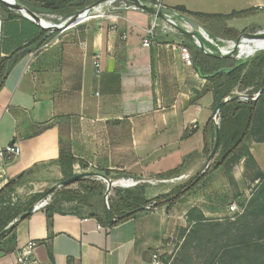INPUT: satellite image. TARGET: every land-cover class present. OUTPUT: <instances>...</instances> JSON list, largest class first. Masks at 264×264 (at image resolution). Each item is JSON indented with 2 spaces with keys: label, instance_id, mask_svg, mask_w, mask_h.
Masks as SVG:
<instances>
[{
  "label": "crops",
  "instance_id": "obj_1",
  "mask_svg": "<svg viewBox=\"0 0 264 264\" xmlns=\"http://www.w3.org/2000/svg\"><path fill=\"white\" fill-rule=\"evenodd\" d=\"M66 1L14 0L53 24L78 11L50 12L44 7ZM165 1L163 7L191 19L212 40H223L224 27L239 36L247 33L240 34L230 24L264 15V0H216L213 7L203 10L187 6L188 0H171V5ZM113 3L93 8L96 11L86 19L58 31L41 48L16 54L24 55L12 65L0 88V149L15 144L21 154L0 163V190L21 177L16 189L34 185L39 202L64 180L58 165L61 151L76 160L73 175L108 173L110 180L120 179L114 183L116 187L125 183L120 186L124 189L145 186L148 177L161 180L153 189L146 187L148 200L187 183L202 169L206 149L215 137L214 109L211 94L201 95L205 80L184 62L182 49L189 56L193 51L185 43L189 39L159 30L148 36L153 18L146 13H131L125 17L129 21L117 23L108 14L114 11ZM6 9L33 24L0 1V43ZM245 11L251 13L226 20L188 14L227 17ZM159 26L172 29L164 22ZM12 27L26 32L22 25ZM182 27L191 31L189 25ZM255 27L250 34L260 32ZM144 40L149 41L148 47L143 46ZM231 44L223 40L220 47ZM249 45L250 56L264 48V44ZM199 50L204 52V48ZM179 167L178 176L170 175ZM33 173L41 174L39 181L34 182ZM259 174H264V144L252 142L250 156L240 160L229 176L222 169L214 171L169 210L157 207L108 227L59 207L47 222V205L34 210L3 238L0 251L7 254L0 255V264H14V251L31 240L37 244L34 255L40 264H161L160 257L176 252L178 233L187 228V214L192 209L206 219L233 220L225 203L236 204L237 195L249 181L259 184Z\"/></svg>",
  "mask_w": 264,
  "mask_h": 264
},
{
  "label": "trees",
  "instance_id": "obj_2",
  "mask_svg": "<svg viewBox=\"0 0 264 264\" xmlns=\"http://www.w3.org/2000/svg\"><path fill=\"white\" fill-rule=\"evenodd\" d=\"M97 1L99 0H69L56 6L44 7V9L50 12H58L65 8L81 11ZM178 10L181 13L185 12L182 7L178 8ZM250 13L251 11L232 13L227 17L205 16L194 13L188 14L193 18L226 20L241 18ZM2 18L0 88L12 65L24 55H16L21 49L30 46L31 50L26 51L25 54L32 52L34 49L41 48L57 34L55 32L45 42H41L46 33L44 29L34 26L21 16L12 15L7 9ZM13 24L16 26H24L26 32L23 34L20 33L12 27ZM238 37L239 34L233 29L223 28V40L235 41ZM199 38L201 40V37ZM14 55H16L15 58L11 60ZM190 59L193 71L199 78L206 82L201 95L211 94L212 108L214 109L216 105L226 98H229V101L219 111V147L217 156L211 162L200 180H197L200 175L198 173L187 183L179 185L169 193L157 196L152 200L145 198V186L135 187L131 191L128 189L125 191V197L116 195V198L118 197L116 200H119L120 207H124V210L118 211L111 206L110 212L114 218L119 219V217L127 212L153 203L155 207H165L166 210H169L183 195L194 190L206 176L214 171L222 169L229 176L233 167L240 160L250 156V145L252 142L264 144V92L256 101L245 103L238 101L233 95L236 87L244 89L257 87L254 85V81L257 82L261 75L264 76V52H255L252 58L248 59V61L231 73L217 75H214V73L222 68L233 67L237 60L234 58H219L217 55H209L200 51L197 47H195L194 52L192 51ZM8 62H10L9 67L7 66ZM260 90L258 88L257 91L259 92ZM213 142L209 149H206L207 156L213 147ZM74 164H76V160L68 152H60L58 165L62 170L64 179L73 176L72 166ZM81 166H83L82 163ZM181 168L179 167L170 175L178 176ZM104 175L106 177L109 176L108 173H104ZM259 179V184L254 189L253 194L246 200V204L241 207L243 208L242 213L236 215L233 220L228 218L222 221L206 219L199 210L192 209L187 214V228L181 229L178 233L176 252L172 255H164L161 259V264H264V176ZM20 181L21 177L11 180L0 190V204H4L6 200L9 201V196L15 192ZM77 184L89 188L90 193L92 195L96 194L98 199H101L105 194L106 185L101 181L84 179L78 181ZM68 190H70L68 187L63 189L60 196L64 202H75L77 207L70 210L71 212L80 216L94 218L98 223L108 227H113L143 213L133 214L129 218L118 220L116 224H112L107 211L101 205L95 204V202L92 203L90 198L82 197L79 193ZM53 200L51 196V202L46 209L47 222L51 221L55 208L59 207L55 200ZM31 206L30 204V206L22 211L17 210V208L12 211L8 210V215H4L0 211V232L16 217L25 213ZM86 209L89 211L88 214H85ZM148 211L150 210L146 212ZM12 212L13 215H10ZM14 230L15 228L7 237ZM2 241L3 239L0 240V244ZM197 253L200 256H196ZM3 254L5 255L7 253L0 251V255Z\"/></svg>",
  "mask_w": 264,
  "mask_h": 264
},
{
  "label": "rangeland",
  "instance_id": "obj_3",
  "mask_svg": "<svg viewBox=\"0 0 264 264\" xmlns=\"http://www.w3.org/2000/svg\"><path fill=\"white\" fill-rule=\"evenodd\" d=\"M167 5H171L172 4V1L171 0H167L165 1ZM214 4H216V0H188L186 2V5L189 6L190 8L192 9H195V10H203L204 8H207V7H213ZM122 5L120 4V2L118 1L116 4H115V7H116V10L114 12L111 13V15L113 16V18L116 17V20L115 22H127L129 21L127 18L125 17H130L129 14L131 13H144L142 11H129V10H125L121 7ZM179 14V13H178ZM182 17H184L183 14H180ZM174 19L177 20V23L179 25L180 23V20L179 18L177 17H173ZM100 19H104V20H107L105 18H100ZM136 20V19H135ZM90 21V20H89ZM142 22V21H140ZM150 24H151V21L149 23V27H150ZM231 27H234L236 29H238V32L241 34L242 32L246 31L247 33H249L251 31V27L252 26H256L257 28H261L259 31H262L264 29V15L262 16H259V17H256V18H252L250 20H246V19H242L241 21H237V22H232L231 24ZM250 26V27H249ZM255 27V28H256ZM246 28V30H244ZM162 27H157L155 29L156 30H159L162 32ZM258 32V31H257ZM252 33H256L255 32H252ZM251 33V34H252ZM200 37V36H199ZM199 41L200 43L202 44L203 48H204V53L206 54H209V55H214V56H219L221 55V50L219 49V46H214V45H211L209 44L205 38H199ZM185 43L188 47H190L191 49H193V51H195V47L199 48L200 47L198 46L197 43L191 41L190 39L189 40H185ZM196 45V46H195ZM194 46V47H193ZM224 50V49H222ZM258 52H264V49L261 50V51H257L256 53ZM223 53V52H222ZM248 55V54H247ZM236 57V54L234 55ZM253 56H250V58H252ZM243 58V57H242ZM254 85L257 86L255 88H252V89H244V88H240V87H236L233 91V95L234 97L238 100V101H243L244 97H247V96H252L254 94H257L258 93V88L260 89H264V76L261 75L257 82L254 81ZM260 86V87H258ZM245 103V102H244ZM261 149V148H259ZM205 164V163H204ZM204 164L201 166V170H200V174H202V176L204 175L205 171H207L208 167L207 168H203L204 167ZM211 164V163H210ZM78 174V173H77ZM51 175V173L49 174V176ZM40 176L41 174L40 173H33L32 174V177L35 181H39L40 180ZM209 176V175H208ZM208 176H206L203 180H205ZM251 176L254 177V174H251ZM257 176V174L255 175ZM263 175H260L259 174V178H261ZM250 177V175H249ZM202 178V177H201ZM65 180V179H64ZM90 180H93V181H98L96 179H93V178H90ZM116 180H120V179H114L113 180V183H116ZM171 180V179H169ZM202 180V181H203ZM144 182V185H145V188L146 187H151L149 189H153L154 187L158 186L159 184H161V180H158V179H153V178H146ZM103 183V182H102ZM58 183H56L55 185H57ZM258 183H255L253 184L251 181H249V184L248 186L243 190V192H241V194L237 195L236 197V204L234 203V205H236L237 209L240 210V211H243V207L244 204H246V199H248L247 197L252 195L253 192H254V189L256 188ZM116 185V184H115ZM114 185L115 188H113L109 194L107 195L106 193V189H105V194L104 196L101 198V199H98V196L96 194L92 195L89 191V188H85V186H82V185H78L77 183L76 184H73L71 186L68 187V191H71V192H75V193H79L82 197H86V198H90V201L93 203L95 202V204H99L102 206V208L107 211V213L110 211V207L112 206L113 209L115 210H118V211H121V210H124V207H120L121 205L119 204V200H116L118 199V197L116 198V195H120V197H125L126 196V193L125 191H127L128 189H124V188H121L122 186L121 185H118V187H116ZM176 184H171L172 187H174ZM121 186V187H120ZM17 188V187H16ZM65 189V188H58L53 194H52V197L53 199L55 200L56 204L59 206V208L61 210H66V211H70V210H73L74 207H77L75 202H70V203H67V202H64L63 198L60 196L61 195V191ZM132 188L129 189V191H131ZM134 189V188H133ZM36 191V192H35ZM38 189H35L34 188V185L32 184H27L25 186H21L19 187L18 189H15V192L13 194H11L9 197V201H5L4 204H0V211H2L4 213V215H8V210H15L17 208V210L19 211H22L23 209L27 208L28 206L31 205H34L37 203V200L36 199V196L34 195L35 193H37ZM150 191V190H149ZM239 192V190H235L234 193H237ZM137 193V192H135ZM148 194V193H147ZM152 194V193H151ZM107 195V197H106ZM107 199V201H106ZM109 199V200H108ZM154 199V198H153ZM53 200V201H54ZM149 200H152V198H150ZM109 201V202H108ZM215 201V200H214ZM226 206H228L227 208H229L231 205H229L228 203H225ZM242 205V206H241ZM149 206V205H148ZM147 207V206H146ZM157 208V207H156ZM155 208V209H156ZM154 209H150V211H152ZM89 211L88 209L85 210V214H88ZM231 214V213H230ZM10 215H13V212L10 214ZM21 215H19L18 217H16L15 219L19 218ZM232 219H234V215L231 214L230 216ZM14 219V220H15ZM219 219V218H217ZM13 220V221H14ZM12 221V222H13ZM196 256H200L198 253L196 254ZM163 257V256H162ZM162 257H160V261L162 263ZM164 261V260H163Z\"/></svg>",
  "mask_w": 264,
  "mask_h": 264
},
{
  "label": "water",
  "instance_id": "obj_4",
  "mask_svg": "<svg viewBox=\"0 0 264 264\" xmlns=\"http://www.w3.org/2000/svg\"><path fill=\"white\" fill-rule=\"evenodd\" d=\"M0 1L8 9L18 11L22 16H25L33 24H35L36 26L46 30V33H45V35H44V37L42 38V41H41V42H45L48 38H50V36L53 33L58 32V31H60L62 29L68 28L69 26H71L74 23L78 22L79 20L83 19L87 14H89L91 12V10L95 6L101 5L102 3L106 2L107 0H99V1H97L95 3H93L92 5L82 9L81 11L76 12L73 16L68 18L65 22L59 23V24H53V25H47V24H44V23L40 22V20H38L39 18L36 15H34L31 12H29L26 8H24L23 6L15 3L12 0H0ZM125 1H127L131 5L136 6L140 11L151 15L152 18L154 20H156V21H165L166 20L165 16L171 15V11L169 9L165 8V7L154 8V7L150 6V5L144 4L141 0H125ZM184 20L187 23L190 24V26L192 27V30L191 31H186V30L182 29L180 26H175L176 32L180 33L182 36H185L188 39L192 40L193 42L197 43L198 46L200 47V49H203V46H202V44L199 41V36L202 37V38H204V36L202 35L199 27L191 19H189L187 17H184ZM251 40H262L264 42V31H260V32L252 33V34L244 33V34H241L235 41H232V43L234 44V47L232 49L228 50L226 54L219 55L218 57L219 58H234L235 60H237L236 64L233 67H230V68H222V69L218 70L216 73H214V75L222 74V73H231L234 70H236L237 68H239L246 61H248L250 55H246L243 58H238V57L236 58L234 55L237 53V50L239 49V46H240L241 43L250 42ZM263 49H259L257 51H261ZM26 50H31V47L23 48L22 50H20L18 52V54H21V53L25 52ZM257 51H255V52H257ZM12 58H14V56H12ZM9 64H10V62L7 63V66H9ZM263 92H264V89H261L257 93L258 97ZM228 101H229V99L226 98L221 103L216 105V107L213 110V115H215L217 112H219L220 109L222 108V106L225 103H227ZM215 129H216V131H215L213 147H212L209 155L207 156L204 168H207L210 165V163L214 160V158L217 156V151H218V147H219V131H218V127H215ZM201 177H202V174L199 175L197 180H200ZM90 178L96 179L98 181H102L106 185V193H107V195L109 194V192L113 188H115L113 181L110 180L105 175L99 174V173H95V172L94 173L93 172H85V173L75 174L71 178H68V179H65V180L61 181L58 185H55L54 187L49 189L45 193V195L43 196V198L41 200H45V199L51 197L52 194L58 188H66V187H69V186L77 183L78 181H81V180H84V179H90ZM107 195H106V197H107ZM147 210H148V208L146 206H143V207H140V208H138L136 210H133L131 212H127V213L123 214L121 217H119V219L114 218V216L109 211L108 212V216H109V219H110L111 223L112 224H116L118 220H123V219L129 218L133 214L145 212ZM33 211H34V205H32L30 208H28V210L25 213H23L19 218L15 219L13 222H11L3 231L0 232V240L3 239L4 237H6L9 233H11L12 230L16 227V225L18 223H20L22 220H24L27 217H29L30 214Z\"/></svg>",
  "mask_w": 264,
  "mask_h": 264
},
{
  "label": "built area",
  "instance_id": "obj_5",
  "mask_svg": "<svg viewBox=\"0 0 264 264\" xmlns=\"http://www.w3.org/2000/svg\"><path fill=\"white\" fill-rule=\"evenodd\" d=\"M14 1V0H12ZM109 0H107L106 2H108ZM110 1H113V5H114V11L116 10V7H115V4L119 1L120 4L122 5L121 7L125 10H129V11H140L136 6L134 5H131L130 3H128L127 1L125 0H110ZM144 4H147V5H150L154 8H158V7H163V0H141ZM104 2V3H106ZM102 3V4H104ZM94 9L91 10V12H93ZM113 11V12H114ZM90 12V13H91ZM112 12L108 13V14H111ZM166 20L165 22H167L171 27H173V29H169V30H165V29H161L163 32H176L175 30V26H180L182 29L186 30V31H190L188 29H185L183 28L180 24H184V23H187L185 20H184V17H182L180 14L178 13H171V15H167L165 16ZM173 17H177L179 18L180 20V24L177 25V20L174 19ZM110 19H116L115 18H110ZM67 20V19H66ZM66 20L64 21H59L60 23H63L65 22ZM80 22V21H78ZM76 22V23H78ZM84 22V21H83ZM158 22H162V21H156V20H152L151 21V24H150V27L147 31V35L148 36H151L153 35L155 29L157 27H160L157 25ZM75 24V23H74ZM203 35V34H202ZM205 38V37H204ZM215 42L213 43L214 46H218L219 43L223 42V40H214ZM232 42V41H230ZM210 44V43H209ZM150 45L149 41L148 40H144L143 42V46L144 47H148ZM212 45V44H211ZM220 49V48H219ZM221 50V55H224L227 53L228 49L226 50ZM223 52V53H222ZM182 56H183V59H184V62L186 65L190 66L191 65V61H190V56L187 52L186 49H182ZM95 66L97 68H99V61L96 59V62H95ZM258 98V95L257 94H254L252 96H247V97H244L243 101L241 102H252V101H256ZM229 99V98H228ZM219 122H220V114L219 112H217L215 115H212V123L214 125V127H218L219 126ZM21 154V151L19 149L18 146H16L15 144H10L8 146H6L5 148L3 149H0V163L3 162V160H13L15 158H17L19 155ZM107 201V199H106ZM51 202L50 200V197L45 199V200H41L39 202H37L35 205H34V210H38V209H41V208H44L46 207L47 205H49V203ZM148 210L150 209H155V204H150L149 206H147ZM229 212L234 215V218L236 215H240L242 213V211L238 210L236 205L232 204L229 208H228ZM36 242L35 241H28L25 245L17 248L13 255H14V264H40L36 258H35V255H34V249L36 247ZM154 259V262L156 261V257L154 256L153 257Z\"/></svg>",
  "mask_w": 264,
  "mask_h": 264
},
{
  "label": "bare ground",
  "instance_id": "obj_6",
  "mask_svg": "<svg viewBox=\"0 0 264 264\" xmlns=\"http://www.w3.org/2000/svg\"><path fill=\"white\" fill-rule=\"evenodd\" d=\"M110 2V0L108 1V2H106V3H104V4H101V5H98V6H95L94 8H100V7H102V6H104V5H106L107 3H109ZM94 11H96V9L95 10H93V12ZM113 11V10H112ZM111 12V11H110ZM90 14V13H89ZM89 14H87L83 19H81V20H79V21H82V20H84V19H86L88 16H89ZM38 20H40V22H42V23H44V24H47V25H53V23H50V22H46V21H43V20H41V19H38ZM167 23V22H165V21H162V22H158L157 23V25L159 26V24L160 23ZM168 24V23H167ZM180 24V23H179ZM184 24H186V25H189V27L191 28V30H192V27L190 26V24L189 23H184ZM178 25V24H177ZM181 26L183 25V24H180ZM171 27V26H170ZM172 29H173V27H171ZM203 36L205 37V39H206V41L208 42V43H210V44H212V45H214L213 43L215 42L214 40H212V39H210V38H208V37H206L205 36V34L203 33ZM249 43H259V44H264V42L262 41V40H251L250 42H243V43H241L240 44V46H239V49L237 50V53H236V57H238V58H242V57H245L247 54L248 55H252V50H251V47H250V45H249ZM219 48L220 49H222L221 47H220V43H219ZM234 47V44L232 43L231 45H229V46H227V47H225L224 48V50L226 49H228V50H230V49H232ZM240 56V57H239ZM125 183H121V185H124ZM115 185V184H114ZM131 185V184H130ZM134 185H135V183H134ZM133 185V186H134Z\"/></svg>",
  "mask_w": 264,
  "mask_h": 264
}]
</instances>
